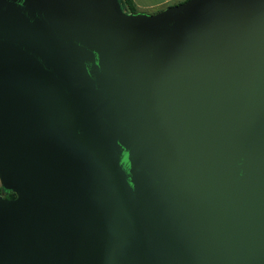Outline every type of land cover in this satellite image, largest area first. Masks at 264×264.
I'll return each mask as SVG.
<instances>
[{
  "label": "water",
  "instance_id": "1",
  "mask_svg": "<svg viewBox=\"0 0 264 264\" xmlns=\"http://www.w3.org/2000/svg\"><path fill=\"white\" fill-rule=\"evenodd\" d=\"M0 264H264V0H0Z\"/></svg>",
  "mask_w": 264,
  "mask_h": 264
},
{
  "label": "crops",
  "instance_id": "2",
  "mask_svg": "<svg viewBox=\"0 0 264 264\" xmlns=\"http://www.w3.org/2000/svg\"><path fill=\"white\" fill-rule=\"evenodd\" d=\"M138 12L154 13L184 0H132Z\"/></svg>",
  "mask_w": 264,
  "mask_h": 264
},
{
  "label": "trees",
  "instance_id": "3",
  "mask_svg": "<svg viewBox=\"0 0 264 264\" xmlns=\"http://www.w3.org/2000/svg\"><path fill=\"white\" fill-rule=\"evenodd\" d=\"M118 2L122 11L126 13H133L138 11L132 0H118ZM0 195H2V197L6 199H13L16 196L13 190L6 189L2 185H0Z\"/></svg>",
  "mask_w": 264,
  "mask_h": 264
},
{
  "label": "rangeland",
  "instance_id": "4",
  "mask_svg": "<svg viewBox=\"0 0 264 264\" xmlns=\"http://www.w3.org/2000/svg\"><path fill=\"white\" fill-rule=\"evenodd\" d=\"M137 12H138V11H137ZM0 185H2V184H1V181H0ZM0 197H2V195H0Z\"/></svg>",
  "mask_w": 264,
  "mask_h": 264
}]
</instances>
